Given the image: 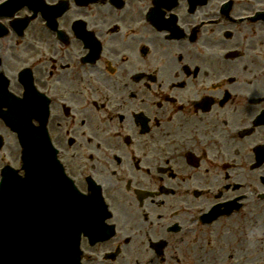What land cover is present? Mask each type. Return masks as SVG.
<instances>
[{
    "label": "flooded vegetation",
    "instance_id": "flooded-vegetation-1",
    "mask_svg": "<svg viewBox=\"0 0 264 264\" xmlns=\"http://www.w3.org/2000/svg\"><path fill=\"white\" fill-rule=\"evenodd\" d=\"M45 1L64 4L55 21L65 34L62 39L48 32L36 6L25 43L33 38L46 45L50 63L33 76L32 123L47 118V131L78 189L87 193L92 181L110 221H132L137 230L134 247L120 250L114 261L85 264H224L226 250H196L191 237L168 250V239L177 237L168 228L176 223L183 230L188 217L171 212L197 205L201 191L220 190L221 197L241 187L264 191V27L185 32L217 0ZM252 1L264 9V0ZM243 4L236 3L251 10ZM201 38L206 54L189 45ZM93 42L96 50L88 56ZM27 47L29 56L36 54ZM229 52L237 53L231 58ZM14 56L5 47L0 52L1 59ZM169 156L175 161L164 166ZM156 168L164 172L156 175ZM139 189L152 194L137 197L132 191ZM227 221H212L210 237H219ZM162 239L164 250L150 247ZM111 249L83 251L101 257ZM255 253L264 258V250Z\"/></svg>",
    "mask_w": 264,
    "mask_h": 264
},
{
    "label": "rangeland",
    "instance_id": "rangeland-1",
    "mask_svg": "<svg viewBox=\"0 0 264 264\" xmlns=\"http://www.w3.org/2000/svg\"><path fill=\"white\" fill-rule=\"evenodd\" d=\"M188 51L190 53H193L190 50ZM128 224L130 226L134 225L132 221L129 222ZM242 229H243V225H242ZM257 230H259V228ZM257 230H255L254 232H256ZM129 231H131V228H129ZM254 236H251V234L245 236L241 233H237L233 231V233L227 236L226 243L212 239L211 242H209V244L203 245L204 248L203 250H227L230 252V250H236L237 244H242L243 241H245L246 244L243 245L246 247L247 250H251V251L248 252L244 250V255H242L243 256L242 264H256L257 262L258 263L260 262V258L256 256L255 250H262L261 248L262 247L264 248V240L262 239L263 237L260 234H256L255 237ZM226 263L230 264V259L227 258Z\"/></svg>",
    "mask_w": 264,
    "mask_h": 264
},
{
    "label": "bare ground",
    "instance_id": "bare-ground-1",
    "mask_svg": "<svg viewBox=\"0 0 264 264\" xmlns=\"http://www.w3.org/2000/svg\"><path fill=\"white\" fill-rule=\"evenodd\" d=\"M2 51H3V49L0 48V52H2ZM236 250H242V251L237 252L236 255H238V256L233 257V258H234V259H242V257H243L242 255H244L243 250H247V249H246V247H245L244 245H238V246L236 247Z\"/></svg>",
    "mask_w": 264,
    "mask_h": 264
}]
</instances>
